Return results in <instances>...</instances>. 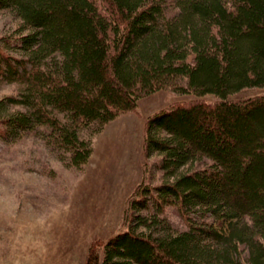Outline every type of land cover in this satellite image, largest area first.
Here are the masks:
<instances>
[{
  "label": "trees",
  "instance_id": "1",
  "mask_svg": "<svg viewBox=\"0 0 264 264\" xmlns=\"http://www.w3.org/2000/svg\"><path fill=\"white\" fill-rule=\"evenodd\" d=\"M4 9L20 22L0 38V84L19 89L0 97V137L35 133L68 166L80 169L90 134L142 95L217 98L147 117L144 155H160L164 178L137 185L127 229L101 250L92 241L85 264H264V92L230 98L264 87V0H0ZM167 204L185 229L162 215Z\"/></svg>",
  "mask_w": 264,
  "mask_h": 264
},
{
  "label": "rangeland",
  "instance_id": "2",
  "mask_svg": "<svg viewBox=\"0 0 264 264\" xmlns=\"http://www.w3.org/2000/svg\"><path fill=\"white\" fill-rule=\"evenodd\" d=\"M166 5L172 13L171 2ZM19 22L0 10V38L14 36ZM5 48L14 52L12 46ZM18 89L15 83H1L0 97ZM262 92L264 87L244 88L230 98ZM195 99L217 100L170 88L140 96L135 108L90 134L92 151L80 169L58 159L57 150L35 133L0 137V264H85L92 241L101 250L109 237L126 230L124 212L129 198L137 196V185L153 187L164 178L160 155H144L145 120L176 102ZM162 215L176 229L187 227L174 204L164 206Z\"/></svg>",
  "mask_w": 264,
  "mask_h": 264
}]
</instances>
